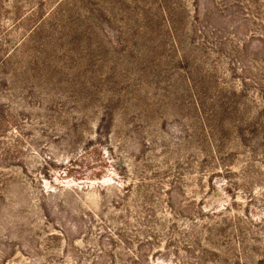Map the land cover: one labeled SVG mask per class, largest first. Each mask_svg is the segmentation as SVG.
Returning a JSON list of instances; mask_svg holds the SVG:
<instances>
[{"label":"rangeland","instance_id":"1","mask_svg":"<svg viewBox=\"0 0 264 264\" xmlns=\"http://www.w3.org/2000/svg\"><path fill=\"white\" fill-rule=\"evenodd\" d=\"M0 264H264V0H0Z\"/></svg>","mask_w":264,"mask_h":264}]
</instances>
